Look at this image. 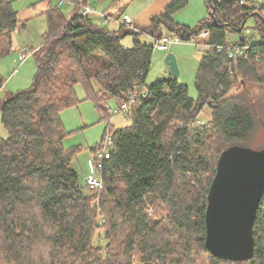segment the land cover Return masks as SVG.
<instances>
[{
    "label": "trees",
    "instance_id": "16d2710c",
    "mask_svg": "<svg viewBox=\"0 0 264 264\" xmlns=\"http://www.w3.org/2000/svg\"><path fill=\"white\" fill-rule=\"evenodd\" d=\"M187 1H173L147 25L135 26L138 33L124 25L109 31L80 15L77 5L90 6L88 0H71L68 17L57 7L45 12L42 44L29 50L36 65L31 86L0 100L7 131L0 137V264H264V193L251 260H221L204 245L207 195L220 154L244 146L255 121L264 126V15L249 0H207V17L191 28L172 18ZM249 19L259 40L245 35ZM19 24L12 1L0 0V55L9 52L6 40ZM162 28L182 42L209 33L196 99L169 72L145 84L153 46L138 37L159 39ZM227 32L249 45L243 56L228 59ZM127 35L130 48L121 44ZM3 82L0 75V91ZM79 85L105 117L110 99L119 106L143 92L129 108L130 125L108 128L112 148L97 192L83 191L71 168L82 149L62 145L67 133L60 113L80 103ZM204 106L211 120L197 124Z\"/></svg>",
    "mask_w": 264,
    "mask_h": 264
},
{
    "label": "rangeland",
    "instance_id": "374dc122",
    "mask_svg": "<svg viewBox=\"0 0 264 264\" xmlns=\"http://www.w3.org/2000/svg\"><path fill=\"white\" fill-rule=\"evenodd\" d=\"M11 1L13 9L18 13L20 24L17 31L13 32L10 38L6 40V44L9 46V52L0 55V75L4 81L3 88L0 91V100L4 99L6 95L10 93L13 94L18 91L26 90L31 86L36 72V65L32 53H30L29 50H35L42 44V36L46 31L45 12L48 8L57 7L65 17L70 16L73 10L71 0ZM157 1L158 0H120L115 2L113 0H88V4L93 10L90 17L95 24L101 27L106 26L105 28L109 31H114L118 28V25L115 24L113 19L121 12L122 14L124 12L127 13L133 21V19H138L146 15L152 8V10L158 9V4H155ZM206 1L207 0H188L184 7L177 10L172 15L173 20L180 25L194 28L200 20L208 15ZM101 10L110 15L109 18H111V21H109L107 25H104L102 23V18L96 15V12H101ZM161 11H157L156 14H159ZM149 20L150 18L148 20L144 18L143 21H140V25L147 24ZM245 27L248 28V30L245 31L247 37H254V40H259L260 35L253 19H249ZM127 28L132 31L135 30V27ZM162 32L164 35H170L165 28H162ZM239 37L240 35L238 33L227 32L226 41L233 43L238 41ZM138 40L146 45L153 46L152 40L147 35H139ZM199 41H201V39H197V42ZM4 43L5 42H3V46L5 45ZM121 44L127 48L132 47L133 37L131 35L125 36L121 39ZM25 51H29L30 54L22 61L21 55L22 53H26ZM202 51V47H195L188 42L169 44L168 50L162 52L153 49L145 84L150 85L155 80L163 78L166 72H169V69L164 63V59L168 53H171L175 56L179 68L178 81L187 86L188 96L192 99H196L197 91L194 82ZM246 87L249 90H253L251 94L258 92L255 90L256 88L252 86ZM75 90L80 103L60 113L61 122L67 133L62 145L67 150L76 147L82 149L72 160L71 168L76 171L79 183L83 186V191H90L84 186V177L88 173L87 161L92 156V152H90L89 148L100 144L102 138L109 131L108 128H110V125L114 128H120L130 125L131 121L128 116L122 114L112 115L110 111L106 117L100 115L94 108L93 103L86 99L83 87L79 85ZM243 90L244 88H240L238 92H243ZM255 97L256 96H254V98ZM107 107L111 110L118 109V104L114 99H110ZM210 120L211 110L208 106H204L197 116L196 123L205 124ZM0 137H7V131L4 129L1 121ZM243 144L245 147L253 150L264 148V126L261 121L259 123L255 121L254 129L249 139Z\"/></svg>",
    "mask_w": 264,
    "mask_h": 264
},
{
    "label": "water",
    "instance_id": "95a60500",
    "mask_svg": "<svg viewBox=\"0 0 264 264\" xmlns=\"http://www.w3.org/2000/svg\"><path fill=\"white\" fill-rule=\"evenodd\" d=\"M164 63L170 76L178 79L175 56L168 53ZM263 193L264 148L225 149L217 160L204 217V245L213 257L230 262L253 258V224Z\"/></svg>",
    "mask_w": 264,
    "mask_h": 264
},
{
    "label": "built area",
    "instance_id": "2783aa9c",
    "mask_svg": "<svg viewBox=\"0 0 264 264\" xmlns=\"http://www.w3.org/2000/svg\"><path fill=\"white\" fill-rule=\"evenodd\" d=\"M249 1H250L251 6L259 9L264 15V0H249ZM244 3H245V0H238L239 5H243ZM77 7L79 9L80 15H90L93 13V10L90 6H85L82 3H79ZM103 20H104L103 23L106 25L109 23V21H111V18L107 16H103ZM113 20L118 25H124L126 27H135L133 25V21L130 18V16L126 14H122L118 18H115ZM134 31L137 33L140 32V30H138L137 28H135ZM208 37H209L208 31H203L197 37L191 38L187 42L191 43L195 47H202L203 51H206L210 49V45L208 43ZM150 39L153 42V49L157 51L167 50L169 44L185 43V42H182L177 36L172 35V34L163 35L159 39H156L153 37H150ZM197 39H201V41L197 42ZM248 48H249V45L247 44L233 42V43H229L226 46L225 51L227 53L228 59H236L238 57L243 56L245 51ZM222 50H223L222 47L216 48V52L218 53L221 52ZM25 52L26 53H22L21 55L22 61L25 60L26 57L30 54L29 51H25ZM134 88L137 89L138 85H135ZM140 95H143V92H141L140 94L135 93V94L129 95L126 99V102L119 105L118 109L111 110L109 108L110 113L112 115L122 114L124 116H127L130 106L136 102L137 97H139ZM111 148H112V137H111L110 132L108 131L107 134L102 138L100 144L95 149V151L92 152L91 158L88 159L87 161L88 173L84 177V186L86 187V189L90 191H99L102 189L103 183H102V179L100 176V172L102 170L104 162L108 160L110 157Z\"/></svg>",
    "mask_w": 264,
    "mask_h": 264
},
{
    "label": "crops",
    "instance_id": "0c3cea01",
    "mask_svg": "<svg viewBox=\"0 0 264 264\" xmlns=\"http://www.w3.org/2000/svg\"><path fill=\"white\" fill-rule=\"evenodd\" d=\"M173 1H175V0H158L157 2H155V4H158V6H157V8L158 9H156V10H150L149 12H147V14L146 15H144V16H142V17H139L138 19H133V25L134 26H141L140 25V21H143L144 20V18H146L147 20L152 16V15H154V14H156L157 13V11L159 12V11H163L164 10V8L166 7V6H168L170 3H172ZM161 11V12H162ZM160 12V13H161ZM120 14H122V12L120 13ZM120 14L119 15H117L116 17H114V19L115 18H118L119 16H120ZM123 14H126V15H128L127 13H123ZM96 15L98 16V17H100V18H102V23H103V16H107V17H110V15L109 14H107V12H105V11H103V10H101V12L99 11V12H96ZM129 16V15H128ZM140 16V15H139ZM141 18V19H140ZM139 23V24H138ZM148 23H149V21H148ZM147 23V24H148ZM104 24V23H103ZM115 24H117V23H115ZM147 24H145V25H147ZM105 25V24H104ZM107 25V24H106ZM118 25V24H117ZM167 50H168V48H167ZM157 51V50H156ZM166 51V50H165ZM159 52H162V51H159ZM167 74V72L165 73V75Z\"/></svg>",
    "mask_w": 264,
    "mask_h": 264
}]
</instances>
